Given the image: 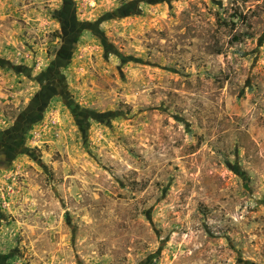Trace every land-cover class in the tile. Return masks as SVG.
Segmentation results:
<instances>
[{
  "label": "rangeland",
  "instance_id": "1",
  "mask_svg": "<svg viewBox=\"0 0 264 264\" xmlns=\"http://www.w3.org/2000/svg\"><path fill=\"white\" fill-rule=\"evenodd\" d=\"M0 264H264V0H0Z\"/></svg>",
  "mask_w": 264,
  "mask_h": 264
}]
</instances>
